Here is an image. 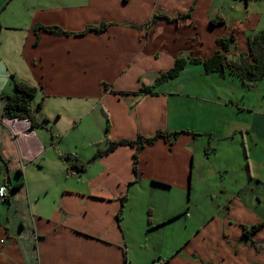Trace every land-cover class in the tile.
<instances>
[{"label":"crops","instance_id":"1","mask_svg":"<svg viewBox=\"0 0 264 264\" xmlns=\"http://www.w3.org/2000/svg\"><path fill=\"white\" fill-rule=\"evenodd\" d=\"M263 30L264 0H0V98L26 82L46 121L6 118L0 99V264H264V79L248 89L188 64L138 95L178 58L208 59L224 36L235 57ZM160 130L189 133L96 156Z\"/></svg>","mask_w":264,"mask_h":264},{"label":"trees","instance_id":"2","mask_svg":"<svg viewBox=\"0 0 264 264\" xmlns=\"http://www.w3.org/2000/svg\"><path fill=\"white\" fill-rule=\"evenodd\" d=\"M191 13L187 15H181L176 18H170L165 15H155L153 19L147 24L148 29H151L155 26V24L160 19H166L171 23H179L189 17H191ZM216 21H212V24H216ZM108 24L103 23L98 27H88L85 32L89 30H96L97 32H104L108 28ZM35 31L39 35L40 32L45 31L55 36H67L72 35L68 31L63 30L58 26H44V25H36ZM75 35V34H74ZM39 39V37H38ZM39 41V40H38ZM36 42V45L38 44ZM217 45L220 49L216 50L215 53L208 59H199V58H184L180 57L175 61V64L169 70L161 73L158 78L155 80L154 84L151 86L143 85L138 93V95H154L156 89L163 85L164 83L175 80L178 78L182 71L186 68L188 64H201L203 65L205 72L207 74L218 73L222 76L225 75L227 71L236 75L243 84L248 89L255 88L263 79H264V30L257 33L252 37H248V52H243L238 56H229L228 52L232 51V48L236 44L235 36H224L222 38L217 39ZM13 82V92L10 94L2 95L0 99L5 100L3 115L6 118L17 120V119H25L31 122L32 128L43 127L46 121L40 122L37 118V111L33 108L32 102L38 95V88L20 81L15 77L12 78ZM41 107V106H40ZM41 109V108H40ZM106 127L107 132L110 131V124ZM183 133H189L186 131L182 132H169L160 130L156 133L155 136L145 137L139 136L136 140H122L119 142H109V146L104 151H99L96 156L101 157L113 152L119 146L123 145H133L138 147V151L145 147L146 144L153 145L160 138H164L166 141L173 143L175 140L179 138V136ZM195 135V134H194ZM64 160L70 165L69 170L73 172V174H78L80 172L86 171L85 165H78L73 162L74 158L70 155L66 156ZM139 161L138 152L135 155V174L136 179L138 180V168L137 164ZM127 195L121 199L122 207H125V202L127 200ZM123 211V210H122ZM122 214L120 213L118 219ZM261 225H255L251 228L245 227L244 236L249 237L254 232L260 229Z\"/></svg>","mask_w":264,"mask_h":264},{"label":"rangeland","instance_id":"3","mask_svg":"<svg viewBox=\"0 0 264 264\" xmlns=\"http://www.w3.org/2000/svg\"><path fill=\"white\" fill-rule=\"evenodd\" d=\"M176 84H179V83H176ZM207 87H209V86H207ZM261 89L264 91V83L261 85ZM208 95L209 96H213L214 95V92L213 91H211V90H208ZM258 100H260V98L258 97ZM255 103H256V99H255ZM205 104V106L207 107V109L209 110V115H208V117H207V119H208V121L209 122H213V123H216V114H215V103H212L211 101H209V102H207V103H204ZM196 117V116H195ZM198 119V118H197ZM188 122V121H187ZM203 195H206V194H203ZM185 198L186 199H191V194L190 193H185ZM206 200L205 201H208V200H210V199H208V198H205ZM225 200V198L224 197H221L220 199H219V202L221 203V201H224ZM209 202V201H208Z\"/></svg>","mask_w":264,"mask_h":264},{"label":"built area","instance_id":"4","mask_svg":"<svg viewBox=\"0 0 264 264\" xmlns=\"http://www.w3.org/2000/svg\"><path fill=\"white\" fill-rule=\"evenodd\" d=\"M1 110H2V101L0 100V115H1ZM72 158H75L74 155L71 156ZM71 174H73V172L71 171ZM0 198L2 202L7 201V188L6 186H1L0 187Z\"/></svg>","mask_w":264,"mask_h":264}]
</instances>
